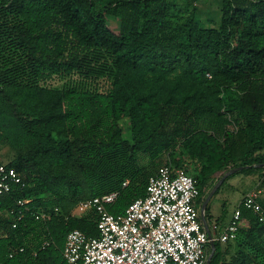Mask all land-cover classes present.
I'll list each match as a JSON object with an SVG mask.
<instances>
[{
	"label": "trees",
	"instance_id": "trees-1",
	"mask_svg": "<svg viewBox=\"0 0 264 264\" xmlns=\"http://www.w3.org/2000/svg\"><path fill=\"white\" fill-rule=\"evenodd\" d=\"M197 1L178 17L177 0H0V144L23 179L0 194V264H70V230L100 236L77 203L119 191L109 210L124 214L164 154L199 162L201 197L218 172L264 169V0H223L217 27L196 18ZM240 209L237 251L214 241L210 264H264V221Z\"/></svg>",
	"mask_w": 264,
	"mask_h": 264
},
{
	"label": "built area",
	"instance_id": "built-area-1",
	"mask_svg": "<svg viewBox=\"0 0 264 264\" xmlns=\"http://www.w3.org/2000/svg\"><path fill=\"white\" fill-rule=\"evenodd\" d=\"M15 167L0 161V194L10 192L13 185L22 183ZM129 181L126 180L124 185ZM262 191L248 192L243 203L264 221ZM119 191L81 199L74 215L94 212L100 236L91 237L75 228L69 231L63 256L70 264H206L211 241L235 240L243 226L240 206L230 222L222 227H205L200 205L201 191L194 175L185 166L171 162L161 164L149 177L147 195L135 199L124 214L109 210ZM28 199H20L24 205ZM205 214V213H204ZM35 219H47L50 212L34 211ZM23 212L19 211V218ZM13 227L17 226L14 220ZM219 232V235H215ZM49 242H45L44 245ZM21 246L10 252L13 257Z\"/></svg>",
	"mask_w": 264,
	"mask_h": 264
},
{
	"label": "rangeland",
	"instance_id": "rangeland-1",
	"mask_svg": "<svg viewBox=\"0 0 264 264\" xmlns=\"http://www.w3.org/2000/svg\"><path fill=\"white\" fill-rule=\"evenodd\" d=\"M177 10L175 14L178 17L187 16L190 14L192 7L187 8L185 6V0H177ZM222 1L223 0H198L196 2V18L202 22L205 26H219L222 18ZM109 22L113 29H118L119 21L114 17H110ZM123 129L124 136L131 139L132 129L131 121L129 118H123L120 120ZM0 155L5 157L6 163L9 162L14 156L15 151L7 144H0ZM259 156L264 155V150L258 152ZM168 160V155L164 154L157 164H163ZM150 159L145 156L142 158V164H148ZM229 169L218 172L221 178L225 172ZM59 170L68 171L74 174L77 178H80L78 169L70 163H65L60 166ZM191 170V169H190ZM194 170V169H193ZM195 175L194 171H190ZM219 178V179H220ZM229 182L225 181L223 185L215 193V197L212 199L213 209L217 211V216H222V220H230L236 210V207L243 201L245 195L255 189H260L262 192V199L264 201V169L259 166L249 167L247 170L241 171L235 175H232ZM218 182V180H217ZM216 182V183H217ZM69 192H63V196H69Z\"/></svg>",
	"mask_w": 264,
	"mask_h": 264
},
{
	"label": "crops",
	"instance_id": "crops-1",
	"mask_svg": "<svg viewBox=\"0 0 264 264\" xmlns=\"http://www.w3.org/2000/svg\"><path fill=\"white\" fill-rule=\"evenodd\" d=\"M6 158L5 157H3L2 158V156L0 155V161H2V162H5L6 160H5ZM13 159V158H12ZM6 163V162H5ZM199 164V162L198 161H189L188 163H186V165H187V168L189 169V171H194L195 172V174H196V172H197V169H196V166ZM191 169V170H190ZM194 169V170H193ZM220 175H219V173H216V174H214L213 176H212V184H211V186L206 190V192H205V194L200 198V205H201V209H202V207H203V203H204V201L206 200V198L208 197V195L210 194V192L212 191V189H213V187H214V185L216 184V182H217V180H219V177ZM231 178H229V179H227V180H225V181H227V182H229V183H227V184H231L230 183V180ZM224 181V182H225ZM224 184V183H223ZM222 184V185H223ZM221 187V186H220ZM219 187V188H220ZM218 191V190H217ZM216 191V192H217ZM215 192V193H216ZM215 193L213 194V196L210 198V200L208 201V204H207V206H206V208H205V219H203V222H204V224H205V227L206 228H208L211 232H212V225L214 224V223H219L222 227H224L225 225H227L229 222H230V220H222V217H223V215L221 216H217V211L215 210V209H213V201H212V199L215 197ZM242 203V202H241ZM240 203V204H241ZM240 204L236 207V208H238L239 206H240ZM78 216H81V215H78ZM243 225H244V223H243ZM219 232H217V234H215L216 236L217 235H219L218 234ZM215 241H217V242H220V244H221V246H222V249H224V248H228V255H227V258L228 259H230V257H231V255L232 254H234L236 251H237V244H236V239L235 240H230V241H228V242H223V241H221V240H215ZM210 249H211V251H210V253L212 252V250H213V247H212V245H211V243H210ZM209 253V254H210ZM254 264V263H253Z\"/></svg>",
	"mask_w": 264,
	"mask_h": 264
},
{
	"label": "water",
	"instance_id": "water-1",
	"mask_svg": "<svg viewBox=\"0 0 264 264\" xmlns=\"http://www.w3.org/2000/svg\"><path fill=\"white\" fill-rule=\"evenodd\" d=\"M256 166H261V164H258ZM252 167V165H240V166H236L233 167L231 169H229L227 172L224 173V175L218 180V182L214 185L212 191L210 192V194L208 195V197L206 198V200L203 203V207H202V217L203 219H205V208L208 204V201L210 200V198L213 196V194L219 189V187L224 183V181L227 179V177L231 174H234L240 170H243L244 168H249ZM211 245L213 247L212 252L209 254L208 259H207V263L206 264H210V261L214 255L215 252V242L211 241Z\"/></svg>",
	"mask_w": 264,
	"mask_h": 264
}]
</instances>
